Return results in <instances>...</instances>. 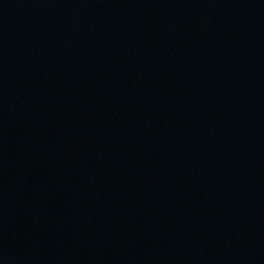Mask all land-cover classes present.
<instances>
[{"label":"water","instance_id":"water-1","mask_svg":"<svg viewBox=\"0 0 264 264\" xmlns=\"http://www.w3.org/2000/svg\"><path fill=\"white\" fill-rule=\"evenodd\" d=\"M0 264H264V0H0Z\"/></svg>","mask_w":264,"mask_h":264}]
</instances>
